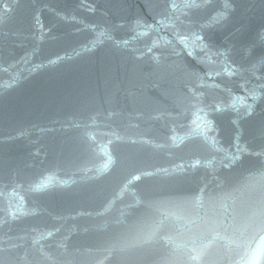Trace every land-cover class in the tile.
Wrapping results in <instances>:
<instances>
[{
    "label": "water",
    "instance_id": "water-1",
    "mask_svg": "<svg viewBox=\"0 0 264 264\" xmlns=\"http://www.w3.org/2000/svg\"><path fill=\"white\" fill-rule=\"evenodd\" d=\"M191 2L0 0V264H264V0Z\"/></svg>",
    "mask_w": 264,
    "mask_h": 264
},
{
    "label": "snow or ice",
    "instance_id": "snow-or-ice-1",
    "mask_svg": "<svg viewBox=\"0 0 264 264\" xmlns=\"http://www.w3.org/2000/svg\"><path fill=\"white\" fill-rule=\"evenodd\" d=\"M186 6H188V7H193V6H202V4L201 5H195V3H194V0H193V2H191V3H188ZM220 18H222V16L220 17ZM199 37H197V39H198ZM181 42L182 43H184L185 42V38H181ZM225 71L227 72L228 70L227 69H225ZM230 74V73H229ZM217 110H219V106H217ZM202 111V110H201ZM199 119H203L202 117H198ZM199 126V125H198ZM136 179H139V177H136ZM255 257H253V259H254Z\"/></svg>",
    "mask_w": 264,
    "mask_h": 264
}]
</instances>
